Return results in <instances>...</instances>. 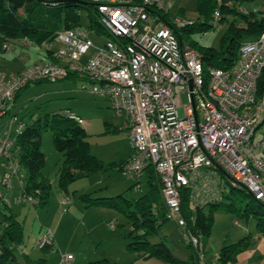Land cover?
<instances>
[{
	"label": "built area",
	"instance_id": "2783aa9c",
	"mask_svg": "<svg viewBox=\"0 0 264 264\" xmlns=\"http://www.w3.org/2000/svg\"><path fill=\"white\" fill-rule=\"evenodd\" d=\"M88 1L94 4L104 43L95 46L79 26L57 31L54 41L63 44L53 51L57 63H32L7 76L0 72V117L8 112L17 89L75 72L87 79L91 93L106 97L116 113L126 116L132 153L119 167L132 177H139L147 165L153 167L166 219L185 227L179 208L181 188L191 187L195 198L215 199L218 171L229 185L246 188L264 205V94L256 95L264 66V27L255 39L239 45L232 66L205 68L201 54L174 32V27L188 22L164 17L172 0ZM218 16L214 11L213 19ZM44 45L49 48L51 43ZM60 60L64 62L58 64ZM61 114L82 123L71 111ZM21 128L18 124L13 138L9 132L0 137V202H5L10 180L17 175L14 140ZM259 128L262 135L256 139ZM21 192L17 203H35ZM185 238L201 260L200 241L187 229ZM53 244L49 230L37 240L39 247ZM71 259L66 253L58 264Z\"/></svg>",
	"mask_w": 264,
	"mask_h": 264
},
{
	"label": "rangeland",
	"instance_id": "374dc122",
	"mask_svg": "<svg viewBox=\"0 0 264 264\" xmlns=\"http://www.w3.org/2000/svg\"><path fill=\"white\" fill-rule=\"evenodd\" d=\"M167 8L170 16L177 17L182 22L202 21V17L195 11L194 0H172ZM239 10L244 13H264V0L242 1ZM231 19L232 17L227 16L226 21L222 23L216 21L205 32L194 31L190 33L189 40L195 42L197 48L218 49L219 40L226 33L227 22ZM79 28L86 31L87 37L95 46L102 45L106 40L102 30V32L95 31L87 27L85 13L80 16ZM62 46V43L52 41L48 49L57 51ZM46 48L44 44L37 46L26 41H13L7 49L0 52V72L7 76L16 73L14 71L24 65L44 61L43 54ZM63 62L60 60L58 64ZM181 102L185 103L183 96ZM66 107L69 108L68 111L72 110L82 119L80 125L87 133L86 140L90 154L102 155L105 161L96 156L95 158L104 164L109 163L112 158L125 156L127 145L124 139L125 137L129 139L128 133L125 130L111 132L116 126L123 127L124 113H116L107 98L91 93L88 82L76 76L58 78L54 81L41 80L24 87L12 102L8 112L0 117V137L9 132L10 138H13L18 124L25 126L35 119L50 117L55 113L61 114L62 111L67 110L64 109ZM177 111L181 116L180 107ZM13 116L14 120L11 119ZM261 135L262 128H259L256 130L255 138L258 139ZM40 141V150L45 155L42 173L50 182L46 204L42 207H33L29 203H16V197L20 195L24 183V170L21 166H18L17 175L10 180V187L5 192L6 204L9 205L16 219L22 222L24 237L19 248H23L30 259L44 257L47 264H58L60 256L69 253L72 259L68 264H86L88 261L98 259H106L110 264H170L155 257L144 259L142 251L126 249V239L123 238V234L128 226L127 219L121 211L102 206H85L78 199L80 193H88L90 198H112L120 208L126 210L119 197L132 199L140 196L145 190L144 176L132 177L127 173L117 172L114 170L115 167L107 165L104 170L97 173L84 175L81 171H76V178L68 184L66 195L57 188L56 184L60 154L52 146L51 131L42 130ZM128 144L132 153L131 145L129 142ZM2 170L0 166V173ZM217 179L219 183L216 190L222 189V202H230L226 197L230 188L226 185L224 174L218 171ZM1 189L3 190L0 187ZM230 195L234 206L242 207L246 198H241L235 190ZM60 199L66 200L65 205H59ZM232 218L239 220L241 226L245 227L243 235H238L233 229ZM110 223L114 224L113 229L109 227ZM47 230L51 233L56 231V244L54 242L52 249L43 250L37 245V240ZM185 234V227H180L175 220L168 219L158 226L156 233L147 240L150 243L162 241L174 257L180 261L190 262L191 250L185 244ZM246 234L250 235L247 248L237 255L235 262L228 264H264V234L256 232L255 220L251 216L241 217L233 212H214L205 245V250L208 251L204 254L203 260L212 258L216 240H223L221 245H227ZM218 251H215L214 256ZM201 263L202 261L198 259V264Z\"/></svg>",
	"mask_w": 264,
	"mask_h": 264
},
{
	"label": "trees",
	"instance_id": "16d2710c",
	"mask_svg": "<svg viewBox=\"0 0 264 264\" xmlns=\"http://www.w3.org/2000/svg\"><path fill=\"white\" fill-rule=\"evenodd\" d=\"M242 1L249 0H194L196 13L202 17L201 22L186 23L180 27H174V32L179 40L186 42L195 48L200 54L205 68L227 69L238 57L239 45L244 41L255 39L264 27L263 12L244 13L239 10ZM217 11L219 16L213 19L212 14ZM85 13L87 27L95 31H101L94 12V4L88 0H0V52L7 49L13 41L31 42L33 45L42 46L54 41L57 31L72 29L79 26L80 16ZM183 14V11L180 10ZM228 21L226 33L219 40L218 49L199 47L189 40L190 33L194 31L205 32L214 22L222 23L226 17ZM167 20H171L168 12L164 14ZM238 23H241L240 25ZM102 32V31H101ZM45 60L53 63L58 61L53 57V51L46 48L43 54ZM80 77L75 72H68L62 78ZM84 80L85 77H80ZM37 79L32 82L37 83ZM32 82L27 83L28 85ZM17 89L13 101L20 91L28 86ZM264 94V66L256 80V95ZM48 129L52 134V146L60 154V163L57 168L56 184L64 192L67 186L76 178V171L84 175L99 172L105 169V165L115 167L121 172V163L104 164L89 153L86 140L87 133L80 124L66 118L63 114L55 113L50 117L35 119L30 124L22 126L14 140L17 161L24 170V183L22 194L32 196L36 201L31 203L33 207H42L46 204L50 182L41 169L44 166V155L40 150L41 131ZM107 131H109L107 129ZM114 127L111 132H117ZM145 177V190L137 198L119 199L124 203V209L120 208L112 198H90L88 193H80L79 201L85 206H102L115 208L124 214L127 219V229L123 234L126 239L127 250L142 251V258H159L170 264H198L197 252L186 240V246L191 250L190 262L180 261L174 257L168 247L162 242L150 243L147 239L156 233L158 226L167 221L164 217L165 209L159 196L160 181L152 166L147 165L141 171ZM226 185L230 188L226 195L230 202L223 203L222 189L217 190L215 199L195 198L191 187H182L179 193L180 214L184 220L187 231L195 236L201 243V264H228L233 263L239 253L244 251L249 243L250 235L246 234L232 244L221 245L216 256L203 260L206 253L205 245L211 228L214 212H233L239 216H251L255 220V230L264 234V205L255 201L242 186H231L225 178ZM219 183V179H218ZM218 183L216 187H218ZM237 191L241 198H246L242 207H235L230 193ZM117 197V196H116ZM254 201V202H253ZM17 203V202H16ZM131 208L132 210H129ZM0 264H47L44 257L30 259L26 252L19 248L23 242L22 222L16 219L6 202L0 203ZM8 242V245H6ZM43 250L52 247H39ZM17 253L18 256H17ZM86 264H110L106 259L88 261Z\"/></svg>",
	"mask_w": 264,
	"mask_h": 264
},
{
	"label": "crops",
	"instance_id": "0c3cea01",
	"mask_svg": "<svg viewBox=\"0 0 264 264\" xmlns=\"http://www.w3.org/2000/svg\"><path fill=\"white\" fill-rule=\"evenodd\" d=\"M23 67H25V65L24 66H22L21 68H19V69H17V70H15L14 72H18L20 69H22ZM11 73V72H10ZM80 78V77H79ZM100 97H102V98H106V97H103V96H100ZM12 102H13V99H12V101H11V103H10V106H11V104H12ZM64 109H69V108H64ZM71 112H72V110H71ZM75 113V112H74ZM124 117H125V121H124V123H123V127H119V126H116V128L118 129V131L119 130H125L126 132H127V130H126V124H127V121H126V116L124 115ZM84 129V128H83ZM84 131H85V129H84ZM86 132V131H85ZM125 142H126V145H127V151H126V154H125V156H121V157H117V158H112V160H109V163H111V162H115V163H123L124 161H126L127 160V158L129 157V155L131 154V150H130V146H129V144H128V142H129V139L127 140L126 139V137H125ZM130 143V142H129ZM40 144H41V141H40ZM42 153H43V155H44V152L42 151ZM98 155V156H97ZM93 156H96L97 158H99L100 160H102V161H105L104 160V158H102V155H99V154H93ZM60 157V156H59ZM59 160H60V158H59ZM106 161H108V160H106ZM44 164H45V155H44ZM43 168V167H42ZM42 170L43 169H41V172H42ZM43 175H44V173H42ZM141 175V174H140ZM45 176V175H44ZM142 176H144V175H142ZM46 177V176H45ZM144 179H145V177H144ZM49 180V179H48ZM19 181L21 182V179H19ZM22 184V183H21ZM57 188H58V186H57ZM59 189V188H58ZM60 190V189H59ZM62 191V190H61ZM64 192V191H63ZM66 195H67V190H66V192H64ZM73 194V193H72ZM59 195V194H58ZM63 200V199H62ZM59 205H61V199H60V203H59ZM215 217V216H214ZM231 225H232V227H233V229L235 230V232L238 234V235H243L244 233H245V227H242L241 226V224L239 223V220H236L235 218L233 219H231ZM56 231H53L52 232V237H53V241L55 242V244H56V233H55ZM222 241L223 240H221L220 241V239L219 240H216V244H215V250H214V252L212 253V255L214 256L215 254H216V252L215 251H218L219 250V248H220V246H221V243H222ZM22 250L23 251H25L23 248H22ZM206 251H208V250H206ZM207 253V252H206ZM210 256V255H209ZM212 256V257H213ZM207 259H209V257L207 258Z\"/></svg>",
	"mask_w": 264,
	"mask_h": 264
},
{
	"label": "bare ground",
	"instance_id": "6f19581e",
	"mask_svg": "<svg viewBox=\"0 0 264 264\" xmlns=\"http://www.w3.org/2000/svg\"><path fill=\"white\" fill-rule=\"evenodd\" d=\"M28 85V84H27ZM14 100V99H13Z\"/></svg>",
	"mask_w": 264,
	"mask_h": 264
}]
</instances>
